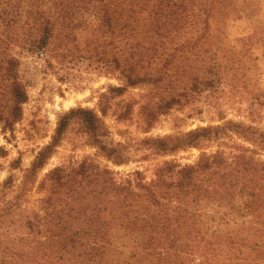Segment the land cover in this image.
<instances>
[{"label": "trees", "instance_id": "trees-1", "mask_svg": "<svg viewBox=\"0 0 264 264\" xmlns=\"http://www.w3.org/2000/svg\"><path fill=\"white\" fill-rule=\"evenodd\" d=\"M238 2L0 0L4 132L14 130L29 99L26 56L57 74L78 65L121 81L99 93L98 110L61 114L21 178L4 181L0 264H264V162L257 157L264 152V72L251 52L255 27L242 47L228 41L224 27L237 17ZM141 86L151 90L138 110L144 133L172 109L198 114L224 96L245 103L248 122L221 113L218 124L117 141L104 117L132 118L135 103L117 99ZM73 131L95 154L41 176ZM211 143L218 148L207 152ZM191 148L200 150L193 163L166 160L150 180L137 170L119 181L96 160L123 165L141 149L147 158ZM33 192L40 194L36 205L23 206ZM13 214L24 215V231L14 236Z\"/></svg>", "mask_w": 264, "mask_h": 264}, {"label": "rangeland", "instance_id": "rangeland-1", "mask_svg": "<svg viewBox=\"0 0 264 264\" xmlns=\"http://www.w3.org/2000/svg\"><path fill=\"white\" fill-rule=\"evenodd\" d=\"M237 7V17L234 16L233 20H228L224 27L229 35L228 41L239 48L242 47L246 44L243 40L249 36L248 30L250 27H255L256 33L252 39L251 52L257 58L255 64L259 71L264 72V0H239ZM21 74L24 80L28 81L29 99L23 105V118L16 123L13 131L4 132L0 126V189L11 174H14L17 180L21 178L23 171L30 166L39 148L51 139L61 114L78 106L98 110L99 93L105 91L109 84L118 85L121 82L117 74H104L91 67L80 68L78 65L64 67L57 74L46 69L43 61L36 56H26L22 59ZM58 75H63L64 78L60 79ZM150 93L149 87L141 86L128 90L123 97L117 99L135 103L133 116L129 120L118 121L112 111L104 117L117 141L123 140L125 136L138 139L146 136L174 135L198 126L218 124L222 122L221 113L226 119L248 122L244 111L245 103L241 108L237 102L224 96L213 100L211 105L198 114L191 108L172 109L158 119L151 131L144 133L138 110L139 105L150 98ZM119 107L116 106V108ZM258 122L260 126H264V116ZM121 131L124 136L121 135ZM217 148L216 143H211L206 151L212 152ZM95 152L94 148L82 145L75 131L70 132L40 175L42 176L56 165L78 161L86 156H93ZM147 152L138 150L134 158L123 165H114L102 157H96V160L101 165H108L119 181L133 177L132 174L137 170L142 171L147 180H150L154 177L155 168L164 161L177 160L183 164L193 163L200 154V150L191 148L171 155H149L144 158L143 155ZM257 157L264 162V152ZM15 161H19L15 164L18 168H13ZM6 196L8 199L11 198L12 193ZM39 196L40 194L33 192L32 203H25L23 206H35V199ZM9 217L12 221L10 224L12 235L23 232L24 215L13 214L7 219ZM5 225V223L0 224V234L5 232Z\"/></svg>", "mask_w": 264, "mask_h": 264}]
</instances>
